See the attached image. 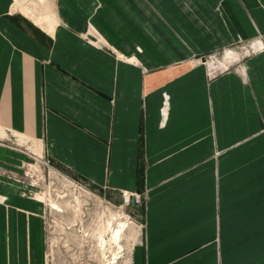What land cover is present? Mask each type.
<instances>
[{
	"label": "crops",
	"instance_id": "0c3cea01",
	"mask_svg": "<svg viewBox=\"0 0 264 264\" xmlns=\"http://www.w3.org/2000/svg\"><path fill=\"white\" fill-rule=\"evenodd\" d=\"M51 13L0 0V264H44L35 159L141 196L128 264H264V0Z\"/></svg>",
	"mask_w": 264,
	"mask_h": 264
},
{
	"label": "rangeland",
	"instance_id": "374dc122",
	"mask_svg": "<svg viewBox=\"0 0 264 264\" xmlns=\"http://www.w3.org/2000/svg\"><path fill=\"white\" fill-rule=\"evenodd\" d=\"M51 3L14 0V7L45 24L52 14ZM45 161L26 163L22 174L45 207L44 264H128L141 233L137 208L123 205L121 195H103ZM121 224L115 239L113 234Z\"/></svg>",
	"mask_w": 264,
	"mask_h": 264
},
{
	"label": "built area",
	"instance_id": "2783aa9c",
	"mask_svg": "<svg viewBox=\"0 0 264 264\" xmlns=\"http://www.w3.org/2000/svg\"><path fill=\"white\" fill-rule=\"evenodd\" d=\"M45 164H50V161L46 159ZM121 201L123 205H135L140 206L142 204V198L140 195H129L128 193L121 194Z\"/></svg>",
	"mask_w": 264,
	"mask_h": 264
},
{
	"label": "bare ground",
	"instance_id": "6f19581e",
	"mask_svg": "<svg viewBox=\"0 0 264 264\" xmlns=\"http://www.w3.org/2000/svg\"><path fill=\"white\" fill-rule=\"evenodd\" d=\"M53 207V206H52ZM53 208H55V207H53ZM121 227H123V224H121L120 226H119V229H116L115 230V232H114V234H113V237L116 239L117 238V236H118V234H119V232H120V228Z\"/></svg>",
	"mask_w": 264,
	"mask_h": 264
},
{
	"label": "water",
	"instance_id": "95a60500",
	"mask_svg": "<svg viewBox=\"0 0 264 264\" xmlns=\"http://www.w3.org/2000/svg\"><path fill=\"white\" fill-rule=\"evenodd\" d=\"M202 60H204V59H202Z\"/></svg>",
	"mask_w": 264,
	"mask_h": 264
}]
</instances>
